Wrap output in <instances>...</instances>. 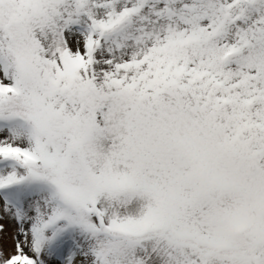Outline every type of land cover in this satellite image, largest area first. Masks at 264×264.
Listing matches in <instances>:
<instances>
[{
	"label": "snow or ice",
	"instance_id": "6c2138e0",
	"mask_svg": "<svg viewBox=\"0 0 264 264\" xmlns=\"http://www.w3.org/2000/svg\"><path fill=\"white\" fill-rule=\"evenodd\" d=\"M0 264H264V0H0Z\"/></svg>",
	"mask_w": 264,
	"mask_h": 264
}]
</instances>
